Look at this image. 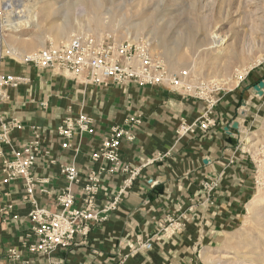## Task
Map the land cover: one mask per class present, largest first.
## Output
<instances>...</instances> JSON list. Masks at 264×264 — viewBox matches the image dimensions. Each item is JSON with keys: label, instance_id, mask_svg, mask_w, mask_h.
Instances as JSON below:
<instances>
[{"label": "crops", "instance_id": "crops-1", "mask_svg": "<svg viewBox=\"0 0 264 264\" xmlns=\"http://www.w3.org/2000/svg\"><path fill=\"white\" fill-rule=\"evenodd\" d=\"M0 73L28 79L10 89L9 101L0 105L5 118L22 124L11 133L12 146L20 148L35 126L48 150L38 155L30 170L37 180L28 195L22 179L3 184L0 173V264H198L203 248L218 245L238 221L249 193V170L237 151L238 136L241 127L254 122L262 105L251 94L224 90L212 110L214 125L196 137L177 138L180 121L192 122L203 112L201 101L156 86L91 85L9 57L0 61ZM81 112L92 118L95 134L81 140L74 134L69 147L61 148V119ZM136 117L139 123L125 122ZM115 125L130 127L133 133V140H123L120 149L122 160L140 168L132 186L106 220L90 223L88 232L77 234L67 249L51 255L26 251L25 244L35 239L29 210L34 205L57 209L55 197L64 186L59 167L74 163L85 176L92 165L89 153ZM121 180L122 176L103 178L98 206L112 202ZM78 190L74 186L73 191ZM169 221L178 227L171 234L163 232ZM146 239L152 242L150 250H129L130 243ZM10 248L18 258L9 256Z\"/></svg>", "mask_w": 264, "mask_h": 264}, {"label": "built area", "instance_id": "built-area-1", "mask_svg": "<svg viewBox=\"0 0 264 264\" xmlns=\"http://www.w3.org/2000/svg\"><path fill=\"white\" fill-rule=\"evenodd\" d=\"M8 54V52H6ZM25 64H32L37 69L55 70L72 77L82 78L91 85H105L108 82L121 85L133 83L138 86H156L170 92L197 99L204 104L203 112L192 122L181 120L176 129L177 138L189 135L196 137L214 125L212 110L221 99L224 89L213 82L193 78L188 69L171 71L163 59L150 50L146 40L117 41L111 34L76 35L67 42L48 44L31 55L21 58ZM22 74L0 73V105L9 101L10 89L27 83ZM125 122L139 123L140 118L125 119ZM22 124L15 118H5L0 109V173L1 182L9 183L22 179L26 194L32 191L37 178L30 175V170L40 154H48L44 137L38 128L32 126L31 137L20 148L12 146L11 133L20 129ZM76 134L79 140L95 134L92 118L86 113L65 116L57 127V135L63 138L61 148L69 147V139ZM131 128L112 126L99 138L97 145L88 157L91 162L85 176L79 175L74 163L59 167L58 176L64 182L63 188L55 197L57 209L48 210L34 205L27 214L33 242L25 244L29 253L51 255L57 250L67 249L74 242L77 234L88 232L90 223L106 220V214L115 209L121 195L128 190L140 168L121 159L122 141L133 140ZM53 163V160H50ZM122 176L119 189L110 204L98 206L97 196L105 176ZM43 181V180H42ZM77 186L78 192L73 188ZM178 229L169 221L163 232L174 233ZM159 238V235L157 236ZM152 242L136 240L128 245L131 252L140 249L150 250ZM8 254L18 258V252L10 248Z\"/></svg>", "mask_w": 264, "mask_h": 264}, {"label": "rangeland", "instance_id": "rangeland-1", "mask_svg": "<svg viewBox=\"0 0 264 264\" xmlns=\"http://www.w3.org/2000/svg\"><path fill=\"white\" fill-rule=\"evenodd\" d=\"M7 1L9 0H0V20H18L17 18L22 16L26 18V21L19 22L17 26L3 31V36H0V61H7L8 57L21 59L25 55L37 52L48 44L58 45L67 42L79 34L78 32L93 35L111 34L119 42L131 41L133 38L148 41L152 52L161 57L171 71L189 70L194 64L195 72H189L193 78L200 81L213 82L220 86L216 82L218 77L231 75L232 81L238 80L237 85L230 88L220 87L231 91L242 89L245 91L246 97L249 93L254 100L262 101L260 112L254 122L251 125L241 127V133L238 136L237 151L246 158L249 170L246 183L249 185V193L243 202L240 217L233 228L225 232L218 245L203 248L201 260L198 264H228L230 258L236 262L245 260L242 254H247V247L250 242L257 243L254 235L257 231H260V222L257 224V221L249 218L250 214L247 211V206L254 199L259 198L260 202L254 204V207L256 210L264 211V59L252 65L245 75L236 79L235 75L239 72L241 64L233 58L230 50L236 44L235 47L239 51L245 48L242 51L243 53L247 51L256 52L259 49L258 47L264 45V13H260L259 17L253 15V24L252 20L250 19V22L245 15L247 11L242 6L244 0H146L145 4L139 8V12L146 10L147 14L154 15L157 20L150 19L144 29L135 34L134 30L126 24L128 19L132 22L139 19L132 0H102L101 11L105 10L106 12V10H109V17L112 21L104 18L102 19V26L98 28L92 20L89 21L90 19L87 20L86 16H81V7H71L66 19L61 17L63 9L54 13L53 9L60 0H10V4ZM255 3L260 7H264V0H255ZM49 5L52 6V11H48V15H40L39 13L37 22L32 19V14L47 8ZM124 10H129L126 17L121 16V12H124ZM255 18L257 19L255 20ZM64 20H68L73 26H79V29H74V32L70 33L68 37L56 39L52 32H54L55 25L61 24ZM215 26H219L218 32L229 36V46L227 48L229 51L226 56L220 57L214 53L210 54L204 51V47L190 46L186 42L188 37L186 32L189 28H194L193 38H196L198 43L200 41L201 45L205 32L208 33ZM234 41L237 42L234 43ZM249 45L252 48H249ZM227 58L228 61L225 60ZM260 82L263 83L262 95H258L253 89ZM239 245L246 246L247 250L238 248ZM259 249H256V251L263 253L264 250ZM204 253L209 254L212 259L205 260ZM223 255L230 258H221L224 257Z\"/></svg>", "mask_w": 264, "mask_h": 264}, {"label": "bare ground", "instance_id": "bare-ground-1", "mask_svg": "<svg viewBox=\"0 0 264 264\" xmlns=\"http://www.w3.org/2000/svg\"><path fill=\"white\" fill-rule=\"evenodd\" d=\"M20 1V0H19ZM146 0H132V3L134 5V10L135 12L138 14L137 16H139V19L137 21L132 22L131 20H126V24L129 28H132L135 32V34L141 32L144 27L146 26V23L150 20H157V18L152 15V14H147L146 10L139 12V8L145 4ZM149 1V0H148ZM206 1V0H205ZM8 4L11 3V1H7ZM29 2V1H28ZM41 2V1H40ZM4 3V2H3ZM19 3V2H18ZM203 3V2H201ZM58 5L56 7H54V13L59 12L60 10L63 9V12L61 13V17H64L66 19L68 11H70L69 9H71V7H81L80 12H81V16H86L87 20L89 21H93V23H95L94 25H96V27H101L102 26V19H107L108 21H112V19L109 17L110 13L109 10H105L101 11V7H102V0H60L58 3ZM12 5V4H11ZM260 5V4H259ZM236 6V5H235ZM238 6V5H237ZM242 6L245 8V10L247 11V13L245 14L247 18H249V20H252V23L254 24V18L253 15H259L260 13H264V7H260L258 5H256L255 0H244ZM2 7V6H1ZM239 7V6H238ZM242 8V7H241ZM52 9V6H48L47 8H43L37 12H35L34 14H32V19L35 20L36 22L38 21V14H47L50 12V10ZM205 10V9H204ZM242 10V9H241ZM49 11V12H48ZM52 11V10H51ZM199 11V10H198ZM129 10H124V12H121V16L126 17L128 14ZM135 12H133V14H135ZM238 13V12H237ZM243 13V12H242ZM198 14V13H197ZM249 14V15H248ZM48 15V14H47ZM157 15V14H156ZM242 15V14H241ZM261 15V14H260ZM259 15V16H260ZM18 16V15H17ZM205 16V15H204ZM258 16V17H259ZM243 17V16H242ZM245 17V18H246ZM16 18V17H15ZM203 18V15H202ZM244 18V19H245ZM246 18V19H247ZM18 20L15 19H5V20H0V36H3V31L5 29H10L13 28L14 26H17V24L19 22H25L26 18L25 17H19L17 18ZM243 19V18H242ZM257 18H255L256 20ZM86 20V19H85ZM250 20V22H251ZM260 20V19H259ZM243 21V20H242ZM246 22V21H245ZM92 23V24H93ZM110 23V22H109ZM259 23V22H257ZM251 25V24H250ZM252 26V25H251ZM254 26V25H253ZM257 26V25H256ZM54 27V26H53ZM52 27V28H53ZM88 27V26H87ZM251 28V27H250ZM74 29H79V26H73L71 25L68 20H64L61 24H57L55 25L54 28V37L56 39L58 38H63V37H68L70 35V33L74 32ZM89 29V28H88ZM257 29V27L255 28V30ZM262 29V28H261ZM208 30V29H207ZM15 31V30H14ZM219 31V26H215L213 29H210L209 32H205L204 35V39L202 40L203 43L200 45V41L198 43V40L196 38H193V33H194V28L191 27L188 29V31L186 32V35L188 36L186 39V42L188 43V45L190 46H200L204 47V51L205 52H209L210 54H216L220 57L226 56L227 52L229 51L228 48V40H229V36L227 34H221ZM78 32V31H77ZM79 34L77 35H84L81 34V32H78ZM253 34V33H252ZM250 36V35H249ZM254 36V35H253ZM117 37V36H116ZM124 37V36H123ZM117 39V38H116ZM120 39V38H119ZM256 39V38H254ZM118 40V39H117ZM121 40V39H120ZM136 38L131 39V41H135ZM251 40V39H250ZM258 40V39H257ZM261 40V39H260ZM237 41H234V43ZM259 42V41H258ZM257 42V43H258ZM254 43V42H253ZM250 44V43H249ZM252 44V41H251ZM166 45V44H165ZM187 45V44H186ZM236 44H234V48H232L231 53L233 58L237 61V63H240V70L239 72H237L236 79H239L241 76L245 75L247 73V71L252 67V65L260 62L262 59H264V45L258 47L259 49L256 52H249L247 51L246 53H243L242 51H239L238 48L235 47ZM241 46V45H239ZM247 46V45H246ZM34 47V46H33ZM166 48V47H165ZM170 48V47H169ZM193 48V47H192ZM249 48L250 47L249 45ZM240 49V48H239ZM151 50V47H150ZM170 50V49H169ZM173 50V49H172ZM251 50V49H250ZM152 51V50H151ZM202 51V50H201ZM153 53V52H152ZM163 55V54H162ZM203 55V54H202ZM205 55V53H204ZM211 56V55H210ZM203 59V58H202ZM212 59V58H211ZM210 59V60H211ZM217 59V58H216ZM169 60V59H168ZM228 61V58L225 59ZM178 61V60H177ZM231 61V60H230ZM201 62V61H200ZM217 62V61H216ZM215 62V63H216ZM171 63V62H170ZM177 63V62H176ZM213 63V62H211ZM236 63V64H237ZM202 64V63H201ZM234 64V63H233ZM172 65V64H171ZM170 65V66H171ZM177 65V64H176ZM200 65V64H199ZM172 67V66H171ZM239 68V67H238ZM224 70V69H223ZM238 70V69H237ZM189 71H192V73L195 72V66L194 64L191 66V68H189ZM201 71V69H200ZM236 72V71H235ZM233 73V72H232ZM231 75H222L220 77H218V79L216 80V82L218 83V85L222 86V87H234L237 85L238 80L232 81L230 78ZM257 202H260L259 198L254 199L248 206H247V211L250 214V219H252L253 221H257L260 222L259 224V228L260 231H257L256 234L254 235V237H256L257 239V243L256 242H250L249 246L246 248V246H238V248L243 249V250H247V254H242L243 258L245 260H242L241 262H236L235 260H231L230 257H228L227 255L221 258H230L227 262L228 264H264V251L263 253H259L256 251V249H263L264 250V211H260V210H256L254 207V204H256ZM228 243V242H227ZM259 245V246H258ZM234 246V244H233ZM257 246V248H256ZM236 247V246H235ZM262 247V248H261ZM259 249V250H260ZM244 252V251H242ZM221 256V255H220ZM203 257L205 260H211L212 257H210L209 254L204 253ZM220 258V257H218ZM217 258V259H218ZM224 261V260H222ZM240 261V260H239ZM225 262V261H224ZM218 263V262H217ZM220 264V263H219Z\"/></svg>", "mask_w": 264, "mask_h": 264}, {"label": "water", "instance_id": "water-1", "mask_svg": "<svg viewBox=\"0 0 264 264\" xmlns=\"http://www.w3.org/2000/svg\"><path fill=\"white\" fill-rule=\"evenodd\" d=\"M262 87H263V83L260 82V83H258L257 85H255V86L253 87V89L256 91V93H257L258 95H262V93H263V91H262ZM233 127H234V128L237 127V125H236L235 122H234V124H233Z\"/></svg>", "mask_w": 264, "mask_h": 264}]
</instances>
